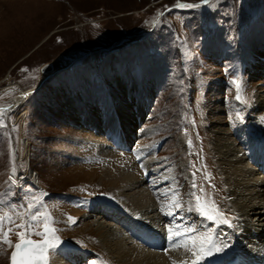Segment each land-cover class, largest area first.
Returning a JSON list of instances; mask_svg holds the SVG:
<instances>
[{
    "label": "rangeland",
    "instance_id": "obj_1",
    "mask_svg": "<svg viewBox=\"0 0 264 264\" xmlns=\"http://www.w3.org/2000/svg\"><path fill=\"white\" fill-rule=\"evenodd\" d=\"M178 2L200 6L178 8ZM80 48L95 53L41 79L44 65ZM22 92L29 94L16 103ZM111 97L113 106L142 111L126 141L102 122ZM262 97L264 0H0V209L10 211L15 203L24 211L21 204L39 198L35 203L51 214L63 242L50 264H124L101 240L115 228L132 246L140 234L142 242L152 239L158 250L172 253L169 264H192V252L168 240V228L178 226L213 233L221 250L199 264H255L241 252L238 207L216 130L230 132L229 140L224 135L230 141L242 127L257 145L254 157L264 161ZM110 123L117 124L114 116ZM97 136L103 142L86 144ZM111 170L133 175L155 198L141 204L134 191L111 189L101 181ZM193 180L233 227L187 211ZM177 188L183 207L170 209ZM146 205L161 212L159 227L147 221L153 213L139 216ZM169 210L175 219L165 215ZM160 238L165 247L158 246ZM11 240L18 242L15 234ZM12 250L0 245V264H10Z\"/></svg>",
    "mask_w": 264,
    "mask_h": 264
},
{
    "label": "bare ground",
    "instance_id": "obj_2",
    "mask_svg": "<svg viewBox=\"0 0 264 264\" xmlns=\"http://www.w3.org/2000/svg\"><path fill=\"white\" fill-rule=\"evenodd\" d=\"M94 51L95 50L92 51V49L85 50L80 48L76 50H69L66 51L65 53H62L53 62V68H54L53 71L43 75L41 79L43 80L46 77L49 78L58 71H63L65 69H68L77 60H81L92 55L93 53H95ZM27 94L29 93L22 92L21 94H19L16 99V103L24 101L23 98L26 97ZM112 101H113L112 97L108 98L107 102L109 109H106V115L102 122H105V125H108L110 128H112L111 131H113L115 134H117V131H119L120 136H122L126 141L127 139H129L130 136L132 137V134H134L133 132L136 133V129H137V126L135 125L137 123L136 117H139L142 111L138 109L134 114L132 111L129 110L130 106L128 104L118 103L113 106ZM260 104L261 105H259L257 108L258 110L261 111L264 109V97H262V102H260ZM87 114L88 113H85V116H87L85 117V121L90 122L91 124H95L96 126L97 125L96 118ZM112 114L117 120L116 125L110 123V120H112L113 117ZM119 117L122 119V122L118 119ZM218 119L220 123H222L223 118L219 117ZM85 126L87 127V125ZM104 129L105 128H100V130L103 132ZM216 134L221 135L222 138H220L219 142L223 146H225L223 148L222 145H219L222 146L219 149L221 150L220 152L222 157H224L226 160V165H227L226 167H227L228 175L230 176L229 179L231 181L230 186L234 190L232 191L234 193L233 195L235 196L236 207H238V217L241 223V229H240L241 231L240 248H242L241 252H243L244 255L246 253V256H244L246 261L248 260L250 261V258H252L255 264H264V256H261V254L264 253V203L262 202V199H260L262 192L260 185L262 184L264 185V167H259L256 163H253L254 160L252 158L254 156L253 154H255L256 144L253 141H251L249 135L248 137L244 133L242 127H239L236 130L235 133L236 138L230 139V141H228L230 138L228 134L230 135V132L226 133V131L224 132L222 130L221 131L216 130ZM224 135L228 137V140H225L226 138L224 139ZM99 140H102L100 136L94 137L93 139L90 138L88 139L86 144H88V142L90 141L95 142ZM108 140H109V144L108 143L107 144L108 146L110 145L111 147V143H113V141L111 138ZM101 142H103V140ZM237 145L238 146L240 145L243 150L242 151L239 150ZM99 151H104V148L101 146V148H99ZM240 152H243L242 155H240ZM245 159L248 160L252 159L251 161H249V164L257 167L260 170L259 177L254 174L257 172L253 167L249 166L247 163H244ZM106 176H107V180L104 179V177H102L101 178L102 182H105V184L109 185L111 189L114 188V190L117 189L118 191H134L133 193H131L133 199L137 200L140 203L142 202L141 204H144L143 203L144 201L148 202V199L150 201L151 199L153 200V198H155L152 195L146 194L145 191L140 188L141 185L140 184L138 185L137 182H134L133 180L134 177L131 174L124 173L123 171L120 170H111L109 174L106 173ZM155 208L154 207L151 208V206L146 205L144 206V210L140 212L141 214H139V216L142 215L148 216V214L153 213V216L151 215L152 217H150L151 219L147 217L149 219L147 221L151 225L159 227V225L163 223L164 218L161 212H158V210ZM99 228H104V226L100 225ZM122 234L123 233L119 229L115 228L113 234H110L106 231L103 232L101 239L102 241L105 242L106 245H110V248H108L109 252L112 253L114 250V253L117 254L118 258L122 263L169 264L168 258L172 256V253L169 252L164 253L163 250H158V249L157 250H152L151 248L147 249V246H144L145 245L144 242H142V240L139 239L141 241L140 243L136 238H135L137 240L136 245L132 246L131 245L132 243H130V238L126 237L125 235L123 236ZM140 237L141 234L138 235V238ZM146 241L148 243H153L155 246V242H153L152 239H147ZM111 248H113V250Z\"/></svg>",
    "mask_w": 264,
    "mask_h": 264
},
{
    "label": "snow or ice",
    "instance_id": "obj_3",
    "mask_svg": "<svg viewBox=\"0 0 264 264\" xmlns=\"http://www.w3.org/2000/svg\"><path fill=\"white\" fill-rule=\"evenodd\" d=\"M203 4H208L209 0H202ZM198 4L177 3L178 8H197ZM235 84L237 94L235 99L237 101L242 100L241 82L233 81ZM243 102L247 103L246 100ZM3 110L0 109V115ZM242 119V117H241ZM189 145L192 141H188ZM194 166V165H193ZM13 174L15 175V168H13ZM195 176V173H193ZM207 179V176L205 177ZM11 179V178H10ZM15 181L13 180V183ZM193 191L189 193V196L194 198L188 208V212H196L197 215L203 217L206 220H210L216 224L228 225L233 227L232 222L226 218L225 213L219 208L216 201L210 198L203 188L199 186L193 180L191 185ZM199 188V193L195 191ZM179 189L174 190V194L171 196L172 203L168 205L171 209L173 207L180 209L183 207L180 197ZM39 200L38 197H33L31 202L27 205L21 204L19 207L25 209L24 211H17V204L12 203L9 205L10 211H3L0 209V245H7L12 248L10 261L11 264H50V254L55 253L56 250L63 243L57 235L59 229L54 227L55 221L50 213L46 211L41 212L35 201ZM5 200L0 198V204H4ZM161 211H164L161 208ZM165 215L172 216L175 219V213L171 210L167 211ZM17 220L20 223H17ZM69 221L75 223V218L69 217ZM51 222V223H50ZM8 225L5 229V225ZM42 230H38L41 229ZM182 228V230H181ZM14 229H20L18 232H14ZM168 240L172 243L173 247H183L185 250L191 251L195 256V260L192 264H199L204 256L211 255L213 251H220L221 248L217 245L213 239V233H199L198 229L193 226H178L177 230L173 231L171 227L168 228ZM193 233H197L193 235ZM15 234L18 238V242L13 244L11 236ZM41 237L40 240H34L31 237ZM95 264V262H93Z\"/></svg>",
    "mask_w": 264,
    "mask_h": 264
},
{
    "label": "water",
    "instance_id": "obj_4",
    "mask_svg": "<svg viewBox=\"0 0 264 264\" xmlns=\"http://www.w3.org/2000/svg\"><path fill=\"white\" fill-rule=\"evenodd\" d=\"M53 63H48L41 68L42 75L48 74L53 71ZM13 251V250H12ZM11 257V256H10ZM11 264V261H10Z\"/></svg>",
    "mask_w": 264,
    "mask_h": 264
}]
</instances>
